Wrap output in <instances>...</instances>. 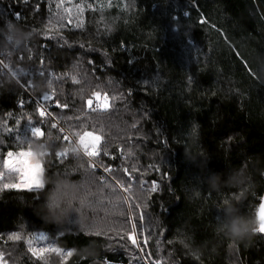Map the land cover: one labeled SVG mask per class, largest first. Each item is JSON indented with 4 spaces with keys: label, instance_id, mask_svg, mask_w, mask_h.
Masks as SVG:
<instances>
[{
    "label": "trees",
    "instance_id": "obj_1",
    "mask_svg": "<svg viewBox=\"0 0 264 264\" xmlns=\"http://www.w3.org/2000/svg\"><path fill=\"white\" fill-rule=\"evenodd\" d=\"M0 60L18 70L0 71L3 261L264 264L259 234L241 242L215 230L224 200L242 192L257 219L264 193V20L254 0H0ZM41 107L50 113L43 122ZM57 122L78 142V133L101 136L91 157L99 168L80 152L55 155L77 148ZM193 123L194 163L185 156ZM32 127L45 133L32 144L44 173L78 161L97 178L82 218L47 223L33 211L40 193L3 188L18 182L7 152L26 151ZM242 165L245 189L207 184ZM39 234L54 251L33 254L28 240Z\"/></svg>",
    "mask_w": 264,
    "mask_h": 264
},
{
    "label": "clouds",
    "instance_id": "obj_2",
    "mask_svg": "<svg viewBox=\"0 0 264 264\" xmlns=\"http://www.w3.org/2000/svg\"><path fill=\"white\" fill-rule=\"evenodd\" d=\"M198 125L193 123L191 129L192 142L185 149V156L195 162L201 155L198 150L199 139L196 136ZM39 151V145L33 146ZM97 178L82 167L80 162H74L67 171H45L42 177L43 187L40 189L39 203L33 208L36 215L47 223L64 224L73 219L82 218L83 207L88 199L95 195L92 187ZM207 184L212 190L231 187L241 190L251 185V176L246 166H240L230 171L225 179L222 173H212L207 178ZM243 199L224 200L217 206L215 230L217 233L233 241H246L256 234L259 221L243 210Z\"/></svg>",
    "mask_w": 264,
    "mask_h": 264
},
{
    "label": "snow or ice",
    "instance_id": "obj_3",
    "mask_svg": "<svg viewBox=\"0 0 264 264\" xmlns=\"http://www.w3.org/2000/svg\"><path fill=\"white\" fill-rule=\"evenodd\" d=\"M187 15V13H185ZM17 19H19L20 14L15 13ZM95 95H99L96 93ZM42 99L44 101H48L49 97L48 96H43ZM104 100H107V97L104 98ZM93 101L89 99L87 101V104L91 106ZM65 105L64 107H66ZM104 108L108 107V104L105 102L102 105ZM55 107L60 108L61 105L58 103L55 104ZM39 116L41 117V121L43 122V118L50 115V113H47L44 108H39L38 109ZM52 127H56L55 124L51 125ZM45 133L42 130L41 127H32L30 129V137L27 138V143H28V149L27 151H20L18 153H14L12 151L7 152V159L5 161L6 167L9 169L10 172L17 173L20 177V184H22L28 191L30 192H40V189L43 187L42 184V177L44 175V168L41 164V159L37 154H35L32 151V144L33 142L39 141V138L44 137ZM79 144L83 147L84 152L86 155L89 157H95L99 155L98 151V145L101 140V136L99 135H94L91 132H84L82 135L79 133ZM32 138H35L33 140ZM65 140L68 139L67 136L64 137ZM79 152L78 148L73 147L71 149H66L61 152H57L55 155L57 157L63 158L68 152ZM49 155V154H48ZM96 165L93 164V167ZM105 171H110L109 169H105ZM3 176V173H0V177ZM18 184H4L3 188H18ZM123 187V186H122ZM160 190V185L158 183H153L152 187L149 189L151 193H156ZM127 191V189H125ZM243 193L241 192L239 195L235 197V199H240L242 197ZM258 221L259 225L256 229V234H259L262 238H264V203L260 204V211L258 213ZM17 239L19 237H16ZM133 244L136 243L135 240L132 241ZM34 255L36 254L35 252L33 253ZM68 255H71V253H68Z\"/></svg>",
    "mask_w": 264,
    "mask_h": 264
},
{
    "label": "rangeland",
    "instance_id": "obj_4",
    "mask_svg": "<svg viewBox=\"0 0 264 264\" xmlns=\"http://www.w3.org/2000/svg\"><path fill=\"white\" fill-rule=\"evenodd\" d=\"M0 67H1L0 68V71L1 72H5V73L9 74L12 78L16 77V75H14L13 73H14V71H18V70L10 67L6 63L2 62L1 60H0ZM21 69L22 68H20L19 70L21 71ZM104 98H105L104 96H98L96 98V100L99 102V105H100V107H101L102 110H106L109 107V100L107 99L105 101ZM91 100L93 102L95 101L94 99H91ZM105 102L108 104V107L107 108H104L102 106L103 103H105ZM94 135H97V134H94ZM73 140L76 142V145H77V148H78L79 152L82 155H84L85 152H84L83 147L79 144V142L75 138H73ZM32 151L35 154H37V156H39L36 151H34L33 149H32ZM14 153H16V152H14ZM6 159H7V157H6ZM41 164H42V161H41ZM42 166H43V164H42ZM6 169H7V171H9V169L7 167H6ZM3 177H4V174H3L2 177H0V179H3ZM109 177H111V176H109ZM20 180H21V177L18 175V182L16 184H18L20 188L26 189L22 184H20ZM122 190H123V193H124L125 190L124 189H122ZM132 240H135L136 241L135 245L140 250V253L143 254V249L141 248V242L139 240V235H138L137 230L135 228H134V233L132 235ZM33 242H34V244H32ZM28 243H29V246H30V250H32L33 252L46 253V252L54 251V249H55V246H53L52 243H50L49 241H47V237L45 235H42V234L35 235L34 237H32L31 240L30 239L28 240ZM0 264H7V262L3 261L1 259V257H0Z\"/></svg>",
    "mask_w": 264,
    "mask_h": 264
},
{
    "label": "water",
    "instance_id": "obj_5",
    "mask_svg": "<svg viewBox=\"0 0 264 264\" xmlns=\"http://www.w3.org/2000/svg\"><path fill=\"white\" fill-rule=\"evenodd\" d=\"M254 2H255V5H256V7H257L262 19L264 20V0H254ZM261 203H264V193H263V196H262L260 204ZM259 211H260V205H259V208L257 210V220H258Z\"/></svg>",
    "mask_w": 264,
    "mask_h": 264
},
{
    "label": "built area",
    "instance_id": "obj_6",
    "mask_svg": "<svg viewBox=\"0 0 264 264\" xmlns=\"http://www.w3.org/2000/svg\"><path fill=\"white\" fill-rule=\"evenodd\" d=\"M95 105H96V103H93L92 106L90 107V109H94ZM46 112L48 113V111H46ZM57 126H59L67 134V137H69L72 140V142H75L73 140L72 136L67 132V130L59 122H57ZM84 155L92 162V164L96 165L94 168H99V166L91 159V157L86 155V153Z\"/></svg>",
    "mask_w": 264,
    "mask_h": 264
}]
</instances>
